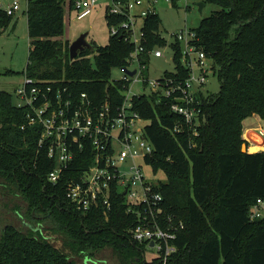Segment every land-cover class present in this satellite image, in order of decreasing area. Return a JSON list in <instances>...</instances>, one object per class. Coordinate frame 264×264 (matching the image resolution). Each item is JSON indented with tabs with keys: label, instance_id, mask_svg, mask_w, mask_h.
I'll list each match as a JSON object with an SVG mask.
<instances>
[{
	"label": "trees",
	"instance_id": "trees-1",
	"mask_svg": "<svg viewBox=\"0 0 264 264\" xmlns=\"http://www.w3.org/2000/svg\"><path fill=\"white\" fill-rule=\"evenodd\" d=\"M202 1L219 9L199 20L193 43L211 59L219 87L203 97L196 133L185 125L175 131L181 117L164 101L133 97V109L148 120L144 136L153 152L146 161L153 173L165 176L153 182L162 195L163 215L174 226L181 221L176 249L165 264H264V217H248L250 205L264 200V150H241L245 118L256 114L264 128V0ZM66 7L71 9L66 0L27 1L23 74L96 99L109 91L117 102L121 94L108 79L113 68L126 64L132 45L110 35L106 44L85 47L70 59V41L61 38ZM11 17L0 7V31ZM144 25L148 46L165 43L157 13L147 15ZM170 48L177 74L185 76L180 42L171 41ZM25 112L10 92L0 91V192L9 203L21 199L26 208L23 226L6 223L0 229V264H100L104 260L97 255L105 250L117 264H162L158 256L147 260L144 244L133 240L129 228L139 216L126 210L121 194H112L107 214L101 206L78 210L67 199L65 183L87 166L90 153H77L55 182L48 180L55 159L38 146L39 128L26 124Z\"/></svg>",
	"mask_w": 264,
	"mask_h": 264
},
{
	"label": "built area",
	"instance_id": "built-area-1",
	"mask_svg": "<svg viewBox=\"0 0 264 264\" xmlns=\"http://www.w3.org/2000/svg\"><path fill=\"white\" fill-rule=\"evenodd\" d=\"M66 1L71 3V10L75 11L77 18L89 14L99 1H105L109 35H119L132 45L126 64L119 67L122 75L107 83L117 85L121 99L114 102L109 91H105V96L100 99L84 91L74 94L66 84L24 75L21 85L14 89L16 99L13 102L26 110V124L39 128L38 146L44 147L47 156L55 159L48 180L55 182L77 153L84 156L90 153L91 160L87 166L77 177H70L65 183L69 202L82 211L101 206L107 214L112 194H121L127 203L126 210L139 216L137 224L129 228L133 240L155 248L157 256L165 264L176 249L173 239L177 227L163 215L162 195L154 190V181L146 176L145 166L153 172L146 161L153 152V145L144 136L148 120L133 109V97L152 95L157 102L164 101L172 112L181 117L174 123V130H182L185 125L196 133V127L204 116L203 97L208 94L204 85L212 74L211 59L203 50L196 49L193 28L185 27L171 35L173 41L180 42V62L187 74L178 75L173 66V75L162 72L158 77H150V57L163 56L161 47L166 45V40L160 34L165 43L148 46L144 21L147 15L157 13L155 5L159 0ZM165 1L174 6L179 2L189 6V0ZM0 7L7 15H13L20 9V1L12 0L4 6L0 3ZM123 67L128 71L134 70V74L124 71ZM137 84L141 86L140 92L133 90ZM24 126L20 125L21 128ZM256 132L255 138L246 137L247 142L263 145L264 128L260 126ZM256 138L261 141L257 142ZM248 217L250 220L264 217L262 198H257L250 205ZM164 219L167 223L163 222Z\"/></svg>",
	"mask_w": 264,
	"mask_h": 264
},
{
	"label": "rangeland",
	"instance_id": "rangeland-1",
	"mask_svg": "<svg viewBox=\"0 0 264 264\" xmlns=\"http://www.w3.org/2000/svg\"><path fill=\"white\" fill-rule=\"evenodd\" d=\"M11 1L0 0V3L4 6ZM19 1L20 9L12 15L9 24L0 31V91L10 92L13 101L16 99L14 89L21 85L24 76L23 71L28 62L29 39L27 34L25 0ZM198 1L189 0L188 7H185L182 2L174 6L165 0H159L155 5L156 12L160 18V34L166 40V45L161 47V51L163 52L162 57H150L148 64V74L150 77H158L165 70H173L172 50L169 47V43L173 41L171 33L179 29H184L185 27L194 28L201 18L209 15L213 10L219 9V6L216 4L205 3L202 11L199 12L196 5ZM105 4V1H99L89 14L81 18H77L75 11L66 7L64 13V35L61 38L68 39L72 42L81 33L86 32L85 38L89 46L94 48L106 44L110 35L109 27L105 19ZM89 56L92 58L91 54ZM120 75H122L121 69L115 67L111 70L108 81ZM218 87L219 83L216 76L209 75L204 88L208 92L215 93ZM133 90L140 92L141 86L139 84L134 85ZM261 122L259 117L249 116L242 122L243 129L246 127L258 128L259 124H262ZM244 143L246 144V150H248L250 143L247 140ZM144 170L146 176L154 182L165 180V176L160 170L153 173L149 166H145ZM7 198L0 192V229L6 223H10L16 227L23 226L22 221L25 220L23 214L26 213L25 203H22V200L19 198L15 199L17 203H9ZM16 205L21 206V208L15 210ZM168 222L173 225L171 220ZM175 226L180 227L181 221H179V224H175ZM52 240L54 243L59 244V242L54 240L53 236ZM143 251L147 260H151L157 256L155 248L149 245H144ZM97 257L100 260H104L103 263L100 261V264H117L116 259L110 255L108 250L99 253Z\"/></svg>",
	"mask_w": 264,
	"mask_h": 264
},
{
	"label": "water",
	"instance_id": "water-1",
	"mask_svg": "<svg viewBox=\"0 0 264 264\" xmlns=\"http://www.w3.org/2000/svg\"><path fill=\"white\" fill-rule=\"evenodd\" d=\"M197 7H198V11L201 12L202 11V8L204 6V2L202 0H199L197 3H196ZM86 32L84 33H81L76 39H74L72 42H70L69 44V58L70 59H73L79 51L83 50L85 47H88L89 44L87 43L86 41ZM123 70L124 71H127L129 74H134V70L132 71H128L125 67H123ZM241 150L242 151H247L246 150V144L245 143H242L241 145ZM153 243L150 242V245H152Z\"/></svg>",
	"mask_w": 264,
	"mask_h": 264
},
{
	"label": "crops",
	"instance_id": "crops-1",
	"mask_svg": "<svg viewBox=\"0 0 264 264\" xmlns=\"http://www.w3.org/2000/svg\"><path fill=\"white\" fill-rule=\"evenodd\" d=\"M25 7H26V5H25ZM251 116H257L256 114H253V115H251ZM258 117V116H257ZM262 121V120H261ZM262 123V122H261ZM260 126H262V124H259V126L258 127H260ZM255 134H257V132H256V128L255 129H253V128H251V127H246L245 129H244V131H243V138L244 139H246V136L247 137H252V138H255ZM250 145H253V144H249V146ZM249 146H248V148H249ZM263 146H264V144H263ZM264 149V148H263ZM248 151V150H247ZM259 151V150H258ZM248 152H250V151H248ZM252 152H255V151H252Z\"/></svg>",
	"mask_w": 264,
	"mask_h": 264
},
{
	"label": "bare ground",
	"instance_id": "bare-ground-1",
	"mask_svg": "<svg viewBox=\"0 0 264 264\" xmlns=\"http://www.w3.org/2000/svg\"><path fill=\"white\" fill-rule=\"evenodd\" d=\"M256 139H257V142H260L261 141L260 138H256ZM262 147H263V145L261 143H256V144L250 145L249 148H248V150L250 152H252V151H256L258 149H261Z\"/></svg>",
	"mask_w": 264,
	"mask_h": 264
}]
</instances>
